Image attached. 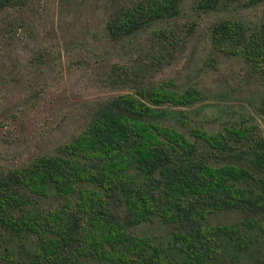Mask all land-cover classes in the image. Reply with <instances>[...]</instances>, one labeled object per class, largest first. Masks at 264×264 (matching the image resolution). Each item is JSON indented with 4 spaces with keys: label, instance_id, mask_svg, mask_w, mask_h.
I'll use <instances>...</instances> for the list:
<instances>
[{
    "label": "trees",
    "instance_id": "trees-1",
    "mask_svg": "<svg viewBox=\"0 0 264 264\" xmlns=\"http://www.w3.org/2000/svg\"><path fill=\"white\" fill-rule=\"evenodd\" d=\"M27 2L0 0V15ZM184 3L114 4L105 37L121 49L146 38L161 65L184 43ZM235 3L245 10L264 0L195 6L210 14ZM211 34L217 51L264 75V21L224 16ZM132 73L111 67L112 80L133 91L91 104L81 130L55 152L0 170V264H264L260 124L241 115L216 131L191 125L187 109L203 101L198 88ZM257 110L264 122V97ZM148 225L166 237L138 233Z\"/></svg>",
    "mask_w": 264,
    "mask_h": 264
},
{
    "label": "rangeland",
    "instance_id": "rangeland-1",
    "mask_svg": "<svg viewBox=\"0 0 264 264\" xmlns=\"http://www.w3.org/2000/svg\"><path fill=\"white\" fill-rule=\"evenodd\" d=\"M130 1L28 0L25 7L0 15V170L55 152L81 130L91 104L132 92L112 80L113 65L130 67L137 81L198 88L203 101L187 109L191 125L216 131L224 119L246 115L260 124L264 136L257 110L264 97V75L252 72L239 57L217 51L211 34L224 16L260 24L264 4L241 10L235 3L204 14L197 12L196 0H185L177 22L184 43L172 58L155 66L159 54L146 38L121 49L105 37L112 6ZM233 220L235 216L224 219ZM138 233L167 235L159 225Z\"/></svg>",
    "mask_w": 264,
    "mask_h": 264
}]
</instances>
